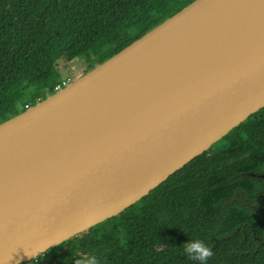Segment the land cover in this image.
Masks as SVG:
<instances>
[{
    "label": "water",
    "instance_id": "obj_1",
    "mask_svg": "<svg viewBox=\"0 0 264 264\" xmlns=\"http://www.w3.org/2000/svg\"><path fill=\"white\" fill-rule=\"evenodd\" d=\"M262 108L264 0H194L0 123V261L119 215Z\"/></svg>",
    "mask_w": 264,
    "mask_h": 264
},
{
    "label": "trees",
    "instance_id": "obj_2",
    "mask_svg": "<svg viewBox=\"0 0 264 264\" xmlns=\"http://www.w3.org/2000/svg\"><path fill=\"white\" fill-rule=\"evenodd\" d=\"M194 0H0V123L54 94L58 62H105ZM68 79V78H66ZM40 89L38 95L30 94ZM264 108L119 215L22 264H264Z\"/></svg>",
    "mask_w": 264,
    "mask_h": 264
},
{
    "label": "clouds",
    "instance_id": "obj_3",
    "mask_svg": "<svg viewBox=\"0 0 264 264\" xmlns=\"http://www.w3.org/2000/svg\"><path fill=\"white\" fill-rule=\"evenodd\" d=\"M182 248L190 259L200 261L201 264H205L208 258L213 254L212 249L200 239H190L188 243L182 245ZM25 253L30 257L35 255V253H32L28 249H25ZM75 255L80 257L79 259H76L75 264H99L98 259L94 254L81 255L77 252ZM9 259H11V257H9ZM0 264H4V262L0 261Z\"/></svg>",
    "mask_w": 264,
    "mask_h": 264
},
{
    "label": "rangeland",
    "instance_id": "obj_4",
    "mask_svg": "<svg viewBox=\"0 0 264 264\" xmlns=\"http://www.w3.org/2000/svg\"><path fill=\"white\" fill-rule=\"evenodd\" d=\"M58 75L64 79L68 78L70 82L77 80L82 77L87 70V63L84 59L76 58L74 60H67L65 57L60 59L58 62ZM40 89L33 91L30 94V98H33V95H38ZM47 95L43 96L42 99H45Z\"/></svg>",
    "mask_w": 264,
    "mask_h": 264
},
{
    "label": "built area",
    "instance_id": "obj_5",
    "mask_svg": "<svg viewBox=\"0 0 264 264\" xmlns=\"http://www.w3.org/2000/svg\"><path fill=\"white\" fill-rule=\"evenodd\" d=\"M70 84V80L69 79H64L60 82H58L55 87H54V92H58L63 90L65 87H67ZM47 96L49 95L48 93L46 94ZM42 98H35L34 102L37 103L41 100ZM30 106V105H29ZM28 107V106H27ZM36 259V258H35ZM34 260V259H33ZM32 261V260H31Z\"/></svg>",
    "mask_w": 264,
    "mask_h": 264
}]
</instances>
